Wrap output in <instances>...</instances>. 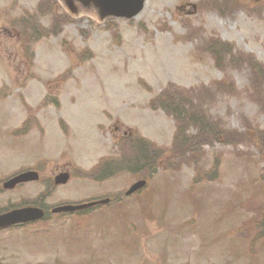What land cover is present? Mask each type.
Returning <instances> with one entry per match:
<instances>
[{"label":"rangeland","instance_id":"1","mask_svg":"<svg viewBox=\"0 0 264 264\" xmlns=\"http://www.w3.org/2000/svg\"><path fill=\"white\" fill-rule=\"evenodd\" d=\"M124 132L144 173L85 178ZM72 166L82 180L55 185ZM38 167L40 180L0 189V208L115 196L140 174L147 186L1 231L0 264H264V0H145L129 19L0 0V188Z\"/></svg>","mask_w":264,"mask_h":264},{"label":"water","instance_id":"2","mask_svg":"<svg viewBox=\"0 0 264 264\" xmlns=\"http://www.w3.org/2000/svg\"><path fill=\"white\" fill-rule=\"evenodd\" d=\"M84 2H93L102 13V16H115L131 18L135 16L144 5L145 0H82ZM37 179V174L34 172L20 174L5 183V187H14L16 183ZM67 175L62 174L56 178L57 183L65 182ZM145 184V181H138L133 184L127 194H131L134 191L140 189ZM90 204L82 206H64L56 208L54 211H74L88 207ZM43 214L42 210L34 207L19 208L12 211L0 214V228H4L10 225L18 223H26L28 221L36 220Z\"/></svg>","mask_w":264,"mask_h":264},{"label":"flooded vegetation","instance_id":"3","mask_svg":"<svg viewBox=\"0 0 264 264\" xmlns=\"http://www.w3.org/2000/svg\"><path fill=\"white\" fill-rule=\"evenodd\" d=\"M125 133V132H124ZM99 195H94V196H92L93 198H97ZM67 202H72V201H69L68 199H64V200H61V201H59L58 202V204H61V203H67ZM39 205L40 206H42L43 207V209L45 210V212H46V215L44 216V219L45 220H50V219H52L53 217H55L54 215H52L51 213H50V207L51 206H49V205H45V204H41V203H39ZM43 219V220H44Z\"/></svg>","mask_w":264,"mask_h":264},{"label":"trees","instance_id":"4","mask_svg":"<svg viewBox=\"0 0 264 264\" xmlns=\"http://www.w3.org/2000/svg\"><path fill=\"white\" fill-rule=\"evenodd\" d=\"M52 1H53V3H55V0H52ZM177 133H178V132H177ZM151 169H153V167H152ZM261 225H262V226H261ZM263 225H264V219L262 220V223L259 225V227L256 228V230L261 229V228L263 227Z\"/></svg>","mask_w":264,"mask_h":264}]
</instances>
